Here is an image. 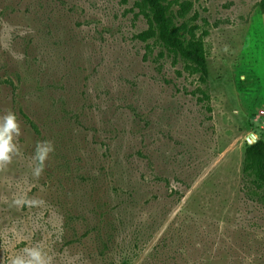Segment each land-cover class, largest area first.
<instances>
[{
	"label": "rangeland",
	"instance_id": "obj_1",
	"mask_svg": "<svg viewBox=\"0 0 264 264\" xmlns=\"http://www.w3.org/2000/svg\"><path fill=\"white\" fill-rule=\"evenodd\" d=\"M189 1L208 101L136 37L132 1L0 0V114L22 127L0 168V264L33 247L51 264H264V205L241 189L247 137L264 140V13Z\"/></svg>",
	"mask_w": 264,
	"mask_h": 264
},
{
	"label": "trees",
	"instance_id": "obj_2",
	"mask_svg": "<svg viewBox=\"0 0 264 264\" xmlns=\"http://www.w3.org/2000/svg\"><path fill=\"white\" fill-rule=\"evenodd\" d=\"M132 1L138 13L146 19L147 27L136 37L147 45L148 41L162 48L173 59L182 62L184 70L195 75L201 100H210V69L205 49L208 29L197 32L195 25L186 16L192 2L183 0H124ZM179 8L175 9L174 4ZM264 13V0L257 3ZM242 192L251 201L264 205V140L259 138L252 143L246 142L242 161Z\"/></svg>",
	"mask_w": 264,
	"mask_h": 264
},
{
	"label": "clouds",
	"instance_id": "obj_3",
	"mask_svg": "<svg viewBox=\"0 0 264 264\" xmlns=\"http://www.w3.org/2000/svg\"><path fill=\"white\" fill-rule=\"evenodd\" d=\"M22 133L21 121L18 114L7 110L0 114V168L11 164L13 157L18 154V140ZM55 152L52 140H38L33 153L34 166L32 175L39 178L47 167L49 157ZM11 264H51V257L41 247L24 250L23 254L15 256Z\"/></svg>",
	"mask_w": 264,
	"mask_h": 264
},
{
	"label": "water",
	"instance_id": "obj_4",
	"mask_svg": "<svg viewBox=\"0 0 264 264\" xmlns=\"http://www.w3.org/2000/svg\"><path fill=\"white\" fill-rule=\"evenodd\" d=\"M251 135L253 136V139H250L249 138V136L247 137V141H248V143H252V142H254V141H257V137H256V135L255 134H253V133H251Z\"/></svg>",
	"mask_w": 264,
	"mask_h": 264
}]
</instances>
